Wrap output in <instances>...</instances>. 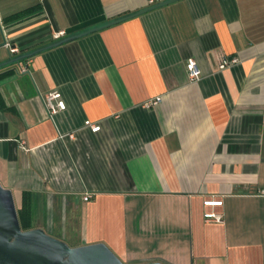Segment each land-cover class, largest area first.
<instances>
[{"label": "crops", "instance_id": "obj_1", "mask_svg": "<svg viewBox=\"0 0 264 264\" xmlns=\"http://www.w3.org/2000/svg\"><path fill=\"white\" fill-rule=\"evenodd\" d=\"M151 1L0 0V184L33 229L125 264H264V0L135 16Z\"/></svg>", "mask_w": 264, "mask_h": 264}, {"label": "water", "instance_id": "obj_2", "mask_svg": "<svg viewBox=\"0 0 264 264\" xmlns=\"http://www.w3.org/2000/svg\"><path fill=\"white\" fill-rule=\"evenodd\" d=\"M175 1L177 0L160 2L157 5L142 10L135 16L143 15ZM124 20H119L109 24V26ZM98 30L94 29L66 38L58 42L56 46L82 38ZM0 264L125 263L105 244L71 247L66 242L49 235L41 228L23 231L13 193L0 184ZM141 264L163 263L150 262Z\"/></svg>", "mask_w": 264, "mask_h": 264}, {"label": "built area", "instance_id": "obj_3", "mask_svg": "<svg viewBox=\"0 0 264 264\" xmlns=\"http://www.w3.org/2000/svg\"><path fill=\"white\" fill-rule=\"evenodd\" d=\"M155 1L156 0H152L151 4H154ZM159 1H162V0H159ZM63 35H64L63 32L57 33L54 35V38L56 40H58ZM5 45L11 54H15L18 52V49L12 47L10 43H6ZM240 63H241V60L238 56H223L218 63V68H219V70H223L225 68L235 66V65L240 64ZM24 71H26V70H24ZM186 71L188 74V78H189L190 82H192V83L197 82L202 76V72H201V69H200L198 63L196 62V60H193V59L187 61ZM161 102H162V98L158 97V98L148 102L146 104V107L152 108L154 106L159 105ZM44 103H45V107L47 109V112H48L50 118L54 117L59 112H63L67 109L66 102L64 101L62 94L59 91H55V92L48 94L44 98ZM84 126H85V128L89 129L94 134L99 133L102 129L101 124L94 123L90 120H86L84 123ZM260 195H264V190H262L260 192ZM90 198H91V196L87 195V196H85L84 200L89 201ZM204 205L207 207L222 206L223 201L217 200V199H209V200H206L204 202ZM204 218L208 222L223 223V221H224L222 215L216 214L213 212L205 213Z\"/></svg>", "mask_w": 264, "mask_h": 264}, {"label": "trees", "instance_id": "obj_4", "mask_svg": "<svg viewBox=\"0 0 264 264\" xmlns=\"http://www.w3.org/2000/svg\"><path fill=\"white\" fill-rule=\"evenodd\" d=\"M30 12H32V10L24 12L22 14H17L15 16H12L10 19L11 20H17V19L21 18L22 16H24V15L30 13ZM18 215H19V220H20V224H21L22 230L23 231L32 230L33 227H32V224L30 222V218H29L30 210L28 209V207H26L24 205L23 209L18 211Z\"/></svg>", "mask_w": 264, "mask_h": 264}, {"label": "rangeland", "instance_id": "obj_5", "mask_svg": "<svg viewBox=\"0 0 264 264\" xmlns=\"http://www.w3.org/2000/svg\"><path fill=\"white\" fill-rule=\"evenodd\" d=\"M69 245V244H68Z\"/></svg>", "mask_w": 264, "mask_h": 264}]
</instances>
